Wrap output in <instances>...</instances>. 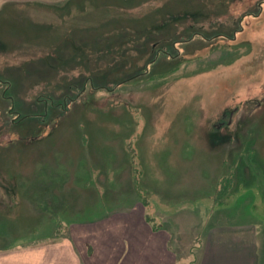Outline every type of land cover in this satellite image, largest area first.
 <instances>
[{"label": "rangeland", "instance_id": "obj_1", "mask_svg": "<svg viewBox=\"0 0 264 264\" xmlns=\"http://www.w3.org/2000/svg\"><path fill=\"white\" fill-rule=\"evenodd\" d=\"M136 202L178 264L263 235L264 0L0 10V248Z\"/></svg>", "mask_w": 264, "mask_h": 264}, {"label": "crops", "instance_id": "obj_2", "mask_svg": "<svg viewBox=\"0 0 264 264\" xmlns=\"http://www.w3.org/2000/svg\"><path fill=\"white\" fill-rule=\"evenodd\" d=\"M56 0H0L5 6L53 4ZM251 227V228H250ZM214 229L197 264H264V225ZM175 238L152 225L136 202L96 221L75 222L51 237L0 248V264H178Z\"/></svg>", "mask_w": 264, "mask_h": 264}, {"label": "flooded vegetation", "instance_id": "obj_3", "mask_svg": "<svg viewBox=\"0 0 264 264\" xmlns=\"http://www.w3.org/2000/svg\"><path fill=\"white\" fill-rule=\"evenodd\" d=\"M241 32V30H238V31H236V32H233L232 33V35H231V40L233 41V40H235L236 39V36H237V33H240Z\"/></svg>", "mask_w": 264, "mask_h": 264}]
</instances>
